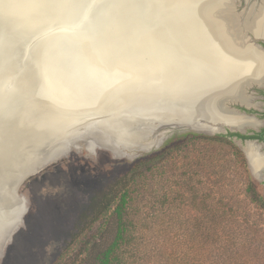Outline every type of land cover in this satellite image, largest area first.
Here are the masks:
<instances>
[{
    "label": "rangeland",
    "instance_id": "1",
    "mask_svg": "<svg viewBox=\"0 0 264 264\" xmlns=\"http://www.w3.org/2000/svg\"><path fill=\"white\" fill-rule=\"evenodd\" d=\"M66 1L70 5L68 4L65 16L52 18L40 12L31 15L18 5L8 14L9 21L1 24L4 26L1 40L7 37L8 48L6 43L2 45L0 41V56L7 64L17 67L15 75L23 77L25 68L33 71L39 66L42 70L39 76L42 79L62 87L74 102L81 106L96 107L103 102L100 99L106 96L109 105L120 103L130 97L128 89L133 84L139 86L138 95L146 92L151 96L149 102L158 104L153 111L149 110L154 115L143 117L139 114L144 118L143 131L147 132V140L139 148L135 145L114 147L112 150L96 147L97 138L94 134L101 131L99 125L93 128V135L74 130L58 148L55 147V160L42 172L29 176L19 189V194L29 210L22 226L0 255V264H80L85 256V247L99 240V234L112 213L109 211L99 215L93 201L121 179L130 176L134 164L140 160L145 161L160 151L169 140L175 139V146L181 143V146L186 147L189 138L182 136L197 132L175 125L177 120L170 118L167 103L170 102V105L173 101H179L176 92L163 97L153 93L163 88L161 73L145 83L142 68L134 61L141 59L148 62L147 65L150 63L158 64L159 67L165 66L161 63L168 57L155 54L152 51L154 46L147 48L148 43L145 40L153 37H171L166 32L171 29L175 32L178 29V26L173 29L177 23L174 17L170 18L173 15L166 1ZM244 1L235 2L241 11L242 7H245ZM185 19L187 27L183 32L190 34L192 22L189 18ZM61 24L79 28L71 32H57ZM102 24L114 35L109 44L101 40ZM129 24H133L134 28H130ZM48 26H53L50 31L53 34L39 42L42 38L40 33ZM126 26L129 30L125 29ZM251 36L257 43H261L259 39ZM133 37H142L136 55L128 56L117 50ZM171 46L166 43L162 48L167 50ZM116 50L118 54L112 56L110 53ZM117 87V91L113 92ZM97 92L101 94L96 98L94 96ZM46 94L54 101L67 103V98L56 89L49 87ZM258 101L264 103V100ZM181 107H176L178 110L174 114L181 113ZM5 108L10 110L9 107ZM256 108L264 107L257 105ZM3 116L6 117V122H11L16 113L10 111ZM223 129L228 130L227 127ZM211 134H222V131ZM29 140L32 143L40 141L33 132L30 133ZM127 143L125 141V145H128ZM237 144L242 148L240 143ZM152 171L154 172V168L149 169L145 173L146 176H151ZM1 175L0 169V177ZM251 177L257 192L264 197L261 181L252 174ZM225 178L233 180L230 174H226ZM153 181L160 182L156 178ZM210 181L214 184L216 178L210 177ZM144 184L143 191L139 192L141 196L138 195L141 202H146L151 196L162 192L159 183L155 185L145 180Z\"/></svg>",
    "mask_w": 264,
    "mask_h": 264
},
{
    "label": "bare ground",
    "instance_id": "2",
    "mask_svg": "<svg viewBox=\"0 0 264 264\" xmlns=\"http://www.w3.org/2000/svg\"><path fill=\"white\" fill-rule=\"evenodd\" d=\"M165 1L173 15L170 18L176 19L179 36L145 40L147 48L153 45L155 54L168 58L161 67L135 59L142 68L143 82L161 73L163 88L153 93L158 97L177 93L179 101L169 105L165 100L170 118L177 120L175 125L205 133L215 132L221 126L235 130L256 126L253 119L236 113L227 104L237 102L250 107L245 88L263 84L264 52L250 45L244 32L264 38V0H245L242 11L236 7V0ZM68 4L66 0H0V41L4 29L1 24L9 21L8 14L16 6H22L31 15L40 12L55 18L65 16ZM185 18L192 22L190 34L183 32L187 27ZM59 26L65 28L68 24ZM51 27L43 29L40 35ZM101 27V40L109 44L114 35L106 25ZM141 41L142 37L129 38L117 50L128 56L136 55ZM166 43L172 46L164 50ZM117 50L110 54H118ZM16 70L17 67L7 64L0 56V255L29 210L19 194L24 175L42 172L55 160L54 149L74 130L93 135V128L99 125L101 131L94 134L96 147L112 150L135 145L139 148L147 140V132L142 128L143 117L154 115L150 111L158 104L150 103L151 96L146 92L138 95L139 86L133 84L128 89L130 97L120 103L109 105L106 96L96 107L81 106L62 87L42 79L39 66L33 71L25 68L23 77H17ZM49 87L67 98V103L49 98L46 94ZM100 94L97 92L94 97ZM174 105L184 106L181 113L174 114L178 110ZM10 111L16 117L6 122L3 115ZM31 132L39 138V143L29 140ZM246 152L252 171L258 175L264 168V154L251 143Z\"/></svg>",
    "mask_w": 264,
    "mask_h": 264
},
{
    "label": "trees",
    "instance_id": "3",
    "mask_svg": "<svg viewBox=\"0 0 264 264\" xmlns=\"http://www.w3.org/2000/svg\"><path fill=\"white\" fill-rule=\"evenodd\" d=\"M233 136L190 132L134 164L93 201L112 213L80 264H264V197ZM145 180L162 192L141 202Z\"/></svg>",
    "mask_w": 264,
    "mask_h": 264
},
{
    "label": "flooded vegetation",
    "instance_id": "4",
    "mask_svg": "<svg viewBox=\"0 0 264 264\" xmlns=\"http://www.w3.org/2000/svg\"><path fill=\"white\" fill-rule=\"evenodd\" d=\"M259 86L261 87H255L248 93H246V90H245V93L248 95V98L250 99V102L252 104L250 107L252 108L250 110H246L245 108H239L242 112H245L246 114L253 116V117L251 116H243V117L253 119L256 122V126H249L243 132H240V131L233 132L228 129L226 133H222V134H227L228 132L239 134L242 137L233 136L232 140L235 142L237 146H238L237 143H240L242 145V148L240 147L242 151H243V148L247 147L250 144V143L247 144V141H253L254 143H251V144H255L258 152L260 154H264V108L263 109L256 108L257 105H263L264 107V103H261L260 101H258V100H264V81H263V84ZM256 92H259V94H257ZM245 152H246V148H245ZM245 152L243 151L247 159L248 154L247 152L246 153ZM248 160H249V157H248ZM251 174L253 175L252 172ZM258 175L257 176L253 175V177H256L257 179H259L261 181L262 186L264 187V168L258 172Z\"/></svg>",
    "mask_w": 264,
    "mask_h": 264
},
{
    "label": "water",
    "instance_id": "5",
    "mask_svg": "<svg viewBox=\"0 0 264 264\" xmlns=\"http://www.w3.org/2000/svg\"><path fill=\"white\" fill-rule=\"evenodd\" d=\"M133 24H129V27L130 28H134L133 26H132ZM53 27V26H52ZM52 27L49 29V30H47V32H45V33H43L42 35H41V39L39 40V42L41 41V40H43L46 36H47V34L48 35H50V34H53V33H50V31H51V29H52ZM177 27V25L173 28V29H175ZM68 28H70V29H68ZM78 29L79 27H77V26H68V27H65L64 28V26H59V30L57 31V32H65L66 30L67 31H69V32H71V30H74V29ZM125 29L126 30H129L128 29V27L126 26L125 27ZM56 32V33H57ZM154 32H156V31H154ZM153 32V33H154ZM163 32V30L160 32V33H162ZM251 34V32H248V31H245L244 32V35H245V37H247L248 38V40L250 41V45H253V46H255L256 48H258L259 50H261V51H264V46H263V44H264V38H260V37H258V36H255V35H253V34H251V35H253L256 39H259L260 40V42L261 43H257L255 40H253V38H252V36L250 35ZM166 34L167 35H170L171 37H178L179 36V31H178V29H176V31L174 32V31H172V29H171V31H169L168 33L166 32ZM163 35V34H162ZM177 39V38H176ZM2 41V40H1ZM5 43H6V46H7V48H8V45H7V37L5 36V39L3 38V41H2V45H5ZM263 43V44H262ZM2 47V46H1ZM4 48V47H3ZM255 87H261V86H259V85H257V84H250L249 86H247L246 88H245V90H246V93H248L249 91H251L252 89H254ZM227 106L231 109V110H233V111H235L236 113H238V114H240V115H243V116H251V117H253L252 115H248V114H246L245 112H242L239 108H245L246 110H250L252 107H248V106H246V105H244V104H242V103H237V102H228V104H227ZM1 120V119H0ZM223 127H227V126H221L220 127V129L219 130H221L222 131V133H226L227 132V130H225V129H223ZM230 131H233V132H235V131H240V132H243L246 128H248V127H246V128H242L241 130L240 129H238V130H235V129H231V128H229V127H227ZM193 131H197V130H194V129H192ZM218 131V130H217ZM197 132H201V131H197ZM202 133H205V132H202ZM205 134H210V135H212L211 133H205ZM249 143H254L253 141H247V144H249ZM246 148V147H245ZM245 148H243V151L245 152ZM246 153V152H245ZM247 156V155H246ZM247 160H248V157H247ZM248 164H249V168H250V170H251V172L253 173V175H255V176H257L253 171H252V169H251V167H250V162H249V160H248ZM35 173H32V174H29V175H24L25 177H24V179L26 180L29 176H31V175H34ZM259 176V175H258ZM24 180V181H25Z\"/></svg>",
    "mask_w": 264,
    "mask_h": 264
}]
</instances>
